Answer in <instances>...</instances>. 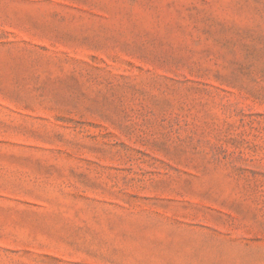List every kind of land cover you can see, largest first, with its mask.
Returning a JSON list of instances; mask_svg holds the SVG:
<instances>
[{
    "label": "rangeland",
    "instance_id": "1",
    "mask_svg": "<svg viewBox=\"0 0 264 264\" xmlns=\"http://www.w3.org/2000/svg\"><path fill=\"white\" fill-rule=\"evenodd\" d=\"M0 264H264V0H0Z\"/></svg>",
    "mask_w": 264,
    "mask_h": 264
}]
</instances>
